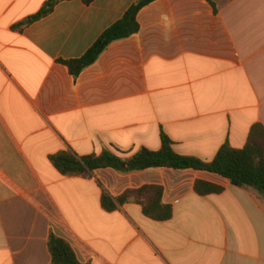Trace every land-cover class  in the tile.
<instances>
[{"label":"crops","instance_id":"0c3cea01","mask_svg":"<svg viewBox=\"0 0 264 264\" xmlns=\"http://www.w3.org/2000/svg\"><path fill=\"white\" fill-rule=\"evenodd\" d=\"M48 1L0 0V264H51V233L81 264H264L256 191L194 169L69 177L50 161L68 150L130 158L160 150L162 133L205 162L226 143L244 148L264 126V0H156L138 13L137 34L78 77L63 62L140 0L64 1L14 28ZM197 182L223 191L202 195ZM144 187L161 189L147 198H160L154 212L170 209L169 219L132 201L103 205L104 192Z\"/></svg>","mask_w":264,"mask_h":264},{"label":"trees","instance_id":"16d2710c","mask_svg":"<svg viewBox=\"0 0 264 264\" xmlns=\"http://www.w3.org/2000/svg\"><path fill=\"white\" fill-rule=\"evenodd\" d=\"M70 0H49L34 16L17 24L14 28L21 29L28 21L34 22L49 15L54 7L61 2ZM91 4L94 0H82ZM156 0H140L126 12L123 18L107 29L96 43L80 59L62 61L74 77H78L83 70L92 66L110 44L125 40L137 34L140 30L138 13L141 9ZM162 147L158 151L142 148L130 158L104 149L101 154L78 156L72 150L59 152L50 156L53 166L64 176L89 177L98 169L112 168L120 174L143 171L149 168L167 167L173 169H194L217 174L228 179L232 185L250 191H256L264 196V126L256 124L252 127L247 144L242 149H235L229 143L224 144L216 157L205 162L192 156H183L175 152L172 140L162 133ZM196 191L202 195L220 193L222 188L205 182L196 183ZM155 191L161 194L160 188L144 187L130 190L122 196L112 199L108 193L103 194V205L106 209H116L118 205L132 201L143 206L146 215L152 218L169 219L172 215L169 209L167 214L158 216L154 209L161 203L160 198L154 202L147 198V193ZM156 194V195H157ZM112 204H109V203ZM48 247L52 256L51 264H81L71 247L63 238L50 234Z\"/></svg>","mask_w":264,"mask_h":264}]
</instances>
